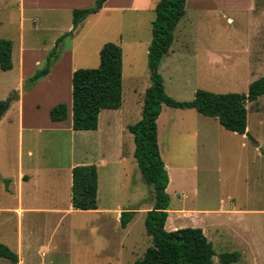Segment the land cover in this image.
I'll return each instance as SVG.
<instances>
[{
	"label": "rangeland",
	"instance_id": "1",
	"mask_svg": "<svg viewBox=\"0 0 264 264\" xmlns=\"http://www.w3.org/2000/svg\"><path fill=\"white\" fill-rule=\"evenodd\" d=\"M58 1L25 0L21 6V0H0V38L13 41L15 65L10 70L0 67V100L6 101L19 91L20 87L15 85L20 46L36 48L33 53H26L25 61L30 67L39 60L38 69L46 61L42 50L51 49L61 35L72 29L71 11L48 7ZM133 2L136 0L112 2V7L115 4L126 7L121 12L109 9L93 13L81 31L66 36L61 43V49L75 51L73 64L77 68L100 64V42L102 45L116 42L123 48V105L119 110L102 112L98 131H79L73 149L69 134L45 124L49 105L71 101L69 85L65 80L54 82L56 75L45 83L43 94L31 98L30 105L39 104L38 121L47 129L34 136L33 141L27 132L24 135L23 150L34 146L35 161L51 169L67 168L74 158L87 151L94 164H98L97 160L110 163L99 168L101 210L71 213L55 233L52 225L39 221L42 218L27 216L22 236V254L27 264H134L152 245L145 218L154 206V194L138 166L134 136L126 124L141 118L144 92L151 84L148 51L156 12L155 5L138 10L131 7ZM188 17L181 38L175 30L173 48L178 43L175 55L166 58L160 66L169 95L188 101L199 88L217 93L248 92L250 83L264 76V0H258L255 11L233 10L224 16L219 9L207 8L189 13ZM70 60L71 55L67 54L66 67H71ZM24 85L25 82L23 88ZM6 94L9 95L3 99ZM17 99L7 111L13 119ZM247 109V146L242 144V136L237 132L227 130L218 119L194 108L163 105L158 121L161 155L169 173L170 209L166 228H203L215 249L213 264H223L221 255L235 251L240 257L233 264H264V94L249 101ZM15 126L16 123L11 125L12 136L0 147H6L2 155L16 154L17 161ZM122 144L125 160L119 156ZM62 172L43 174L40 189L44 191L63 183L68 171ZM3 186L0 182V204L9 200L3 194ZM126 210L134 212V217L124 227L121 216ZM0 220H6L0 224V242L17 251L13 222L7 216H1ZM40 241H51L52 250L37 254ZM10 263L0 257V264Z\"/></svg>",
	"mask_w": 264,
	"mask_h": 264
},
{
	"label": "trees",
	"instance_id": "2",
	"mask_svg": "<svg viewBox=\"0 0 264 264\" xmlns=\"http://www.w3.org/2000/svg\"><path fill=\"white\" fill-rule=\"evenodd\" d=\"M106 0H96L94 5L73 10L72 29L61 35L46 56V61L33 75L25 80V89L47 76L61 57L63 39L77 30L91 14L97 13ZM187 0H155L156 17L152 22V42L148 51L151 84L144 92L142 116L127 126L135 140L134 156L145 181L152 186L154 206L147 211L145 227L152 238L143 257L134 264H213L215 249L203 228L186 226L173 230L166 228L170 209L167 192L169 173L161 155L158 118L163 105L175 108H194L199 113L214 117L227 129L246 134L248 126L247 103L264 94V76L250 83L248 92L217 93L199 88L192 100H177L165 88L160 66L169 54L174 31L186 14ZM13 41L0 38V67L13 68ZM5 101H0V110ZM123 104V48L116 42H106L100 49V64L93 68H77L72 76V120L75 130L98 128L102 109H119ZM54 122L68 118V105L60 102L49 112ZM72 204L74 208L92 210L98 207V168L96 164L77 165L72 170ZM10 179H5L6 187ZM134 212H122L125 227L133 219ZM0 257L16 263L19 255L8 245L0 242ZM240 253L226 252L221 255L223 264L238 261Z\"/></svg>",
	"mask_w": 264,
	"mask_h": 264
},
{
	"label": "crops",
	"instance_id": "3",
	"mask_svg": "<svg viewBox=\"0 0 264 264\" xmlns=\"http://www.w3.org/2000/svg\"><path fill=\"white\" fill-rule=\"evenodd\" d=\"M24 1L25 0H21V6ZM66 1H69V2H66ZM94 1L95 0H90L89 2H86V3L84 2L77 3L73 0H59L58 2L53 3L51 6H48V7L57 8V9L66 8L67 10L73 13V10L75 8L87 7L88 5H92L91 3ZM114 1H117V0H106L103 4V7L100 9V11L94 14H99L100 12L104 13L109 9L111 10V12L112 11L121 12L123 11V9H125L126 7L125 4H115V6L112 7L111 3ZM257 4H258V0H187L186 14L182 18L183 20L181 19L183 23L179 25L181 22L180 21L175 30L179 31V38H181L182 27L185 25V23H187V20L189 19L188 17L189 13L195 14L200 11H204L207 8H214V9H219L222 12V14L225 16L226 13H228V11L230 12L233 10L241 11V12L255 11L257 8ZM132 5L134 6H131V7L138 9V10L139 9H150L153 7V5H155V0H136V2H133ZM94 14L89 15L79 25L77 30L79 29L81 31L83 23L86 22V20H88V18H90V16ZM228 19L229 21H233L232 17H229ZM182 40H185V39H182ZM174 41H175V31H174L173 42ZM102 43L103 42L99 43L98 45L99 48L103 46ZM46 49L47 48H44L42 50L43 57H46L50 51V49L49 50L48 49L46 50ZM177 49H178V43H177V47L174 46V48H173V43H172L169 54H167L164 57L163 61L166 58L172 57L173 55H175V52L177 51ZM34 51H36V48L32 46L26 47L24 44L20 46L19 61H18L19 76H18V80L15 85V88L20 87L19 97L16 103L17 107L15 108L16 117L13 119L12 115H7L8 114L7 111L13 107L14 101L11 102L9 108L0 117V141H1L0 146L3 145V143H6L8 138L12 136V134H9V132L11 129L10 127L13 123H16L15 130H14L16 132L14 136H16V139L18 141L17 161H16V154L14 155V157H12V155H10V157H7L6 155H2L1 151H3V149L5 150L6 147H0V182H2L4 185L3 194H6L9 198L7 203L0 204V217L7 216L10 222H13V225L15 227L14 231L16 232V240H17V251L16 252L19 255L18 262L14 263L10 261L11 262L10 264H27V260L25 256L22 254V248H23V243H22L23 237L22 236H23V231H24V225L28 223L27 216L34 215V216H37V219L42 218L39 221L43 220L44 222L52 225L53 232L55 233L56 231H58V229L61 226H63L62 224L65 222L66 217L70 216L71 213L77 210H81V209L74 208L72 204V184H73L72 170H73V167L77 165L94 164L93 163L94 160H91V158L86 155L87 151H85L81 153L82 156L80 158L78 159L74 158V160L70 162L67 168L58 166V167H53L51 169L49 166H44L43 162H37L34 160V156H35L34 146L31 145L27 147L26 151L23 150V141H24L25 133L27 132V135L29 136V140H32L33 137L36 136L37 134L47 131V129H45L46 125L54 126L56 131L69 134L71 137L73 149H75V145H73L75 144V137L79 131H82V130L73 129V120H72V76H73V72L77 69L75 64H73V61H75V58L73 59V57L75 56V51L73 49L66 50L62 48L61 57L52 66L49 74L45 76L43 79L39 80L32 89L28 90L22 87L23 83L25 82L27 78H29L31 75L34 74V72L37 70L36 67L40 64V61L36 60L34 63V66L28 67V64L25 61V55L26 53H30V52L33 53ZM67 54L71 55V60H70L71 67H66L64 64V59ZM52 77H53L54 82L61 83L64 80L67 82V84L69 85L68 89L71 94V101L67 103L68 118L64 121L54 122L50 119L49 112H50V109L55 104L52 106L49 105L46 108L47 120H46V123H45L46 125H45V124H41L38 121L39 120L38 117L40 116V114H39V108L37 106H39V104L36 101L35 103L37 104H34L33 106V105H30V102L32 101L33 97L37 95L40 96L41 94H43L42 90L45 88V83L48 82V79L50 80V78ZM8 95L9 94H6L3 99H5V97H7ZM119 109H112V110H119ZM104 110H111V109L105 108L101 110L100 115H99L100 118H99L98 128L92 131L99 130L100 119H101L102 112H104ZM161 115L162 114H160L159 118L161 117ZM159 118L157 122L159 121ZM109 125H111V123H109ZM126 125L128 126L129 124H126ZM158 131H159V126H158ZM239 135L242 136V139H243L242 144L247 146V142L245 141V136H248V135L246 134H239ZM122 147H123V144L121 146L119 156L122 160H125L126 156H123L122 154ZM97 161H98L97 162L98 163L97 164V168H98V207L96 209H92L88 211L101 210L100 205H99V198L101 195L99 168L110 163V161H103V160H97ZM49 171L53 173H60L62 171H68L67 178L63 181V183L61 184L59 183L58 185H55L51 189H46L43 191L42 188H41L42 190L40 189V184H42V182L44 181V178L41 176H44L43 174L47 172L49 173ZM62 174H64V172H62ZM5 179H10L8 188L6 187ZM170 180H172V177H170ZM30 185L33 186V188H30L29 187ZM41 195H43V198L41 197ZM1 223L2 224L6 223V220L4 221L0 220V224ZM172 228L176 229L177 227L173 226ZM44 239H42V241H44ZM42 241H40L39 244H37L38 245L37 254H40L41 250L42 251L46 250L47 252L52 250L51 241L48 243L47 242L43 243ZM53 262L55 263V260H53Z\"/></svg>",
	"mask_w": 264,
	"mask_h": 264
},
{
	"label": "water",
	"instance_id": "4",
	"mask_svg": "<svg viewBox=\"0 0 264 264\" xmlns=\"http://www.w3.org/2000/svg\"><path fill=\"white\" fill-rule=\"evenodd\" d=\"M19 97V91L14 96L9 97L6 101L2 109L0 110V117L3 115V113L9 108L11 102ZM249 136V134H247Z\"/></svg>",
	"mask_w": 264,
	"mask_h": 264
}]
</instances>
